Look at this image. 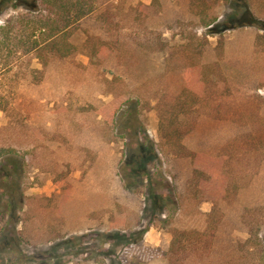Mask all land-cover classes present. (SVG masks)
Listing matches in <instances>:
<instances>
[{
  "label": "rangeland",
  "instance_id": "1",
  "mask_svg": "<svg viewBox=\"0 0 264 264\" xmlns=\"http://www.w3.org/2000/svg\"><path fill=\"white\" fill-rule=\"evenodd\" d=\"M97 1L98 12L71 30L73 55L44 67L32 53L0 74L12 94L9 111H0V145L27 158L21 222L0 216V239L10 244L3 264L21 255L17 264H169L176 232L206 228L212 204L200 200L190 158L162 156L156 146L148 163L153 186L169 201L182 198L171 222L163 223L168 211L156 221L124 194L126 139L112 122L133 108L155 144L161 121L177 120L183 145L209 167L217 159L237 189L221 200L212 260L190 264H264L257 249L249 255L238 244L264 222L249 214L264 208V0ZM137 183L145 206L151 186ZM149 224L142 244L127 247L122 233ZM105 234L113 239L98 237Z\"/></svg>",
  "mask_w": 264,
  "mask_h": 264
},
{
  "label": "trees",
  "instance_id": "2",
  "mask_svg": "<svg viewBox=\"0 0 264 264\" xmlns=\"http://www.w3.org/2000/svg\"><path fill=\"white\" fill-rule=\"evenodd\" d=\"M97 2V0H0V21H3L0 24V74L11 72L22 56L26 57L32 53H36L44 67L53 58H69L76 51V47L70 41L71 30L79 22L98 12ZM8 10L13 13L4 19ZM92 51L93 54L97 53L94 49ZM11 103L12 94L10 95L9 91L0 86V111L8 112ZM121 118H115L112 126L119 130L120 135L126 139L125 162L119 170V175L124 183V194L138 198L140 209L144 212L151 209L156 221L159 220L160 215L168 211L167 220L163 223H169L173 220V216L181 211V196L177 198L176 202L169 201V198L161 190L162 185L159 188L153 186V177L148 169V163L152 159H158L157 146L161 149L162 156L172 155L175 158L191 159L194 186L197 187L199 195H203L200 196V200L212 204V210L206 214L207 226L204 230H190L174 234L170 249L165 254L168 263L190 264L202 260H212L216 236L226 214L221 200L228 201V198H231L237 191L234 187L227 186V178L222 172L220 162L217 159H212L213 166L209 167L204 156L189 151L182 143V136L185 133L184 126L179 125L177 120H171L168 123L161 121L160 140L158 144H155L145 135L136 108L124 114L123 119ZM19 153L13 146L0 145V216L3 217L2 221L5 218L8 220L7 225L13 224V226L21 222L18 213L24 208L21 172H23L27 158L22 157ZM137 180H147L151 186L149 192L144 193L145 206L139 198L142 192L136 188ZM165 190L169 191L167 188ZM65 199L67 200L68 196ZM129 210L127 202L120 207L121 212ZM249 214L262 216L264 208L260 211H249ZM126 223V219L121 220L122 226ZM140 223L138 222L131 229L123 228L122 230L132 231L139 227ZM258 223L256 226L251 225L248 230V238L244 243L239 242L238 244L242 252L245 251L249 255H254L259 251L264 262V222ZM151 226L149 224L147 227L139 228L130 237L122 233L126 246H140ZM135 235L137 237L133 238ZM98 237L100 239L102 237L108 242L113 239L111 234L98 235ZM5 239H0V264L6 261L3 259L2 250L5 246L10 245L9 240L6 244ZM18 258L11 260L10 264H17ZM241 262L240 258L232 260V264ZM122 264H139V261L133 259L122 261Z\"/></svg>",
  "mask_w": 264,
  "mask_h": 264
}]
</instances>
